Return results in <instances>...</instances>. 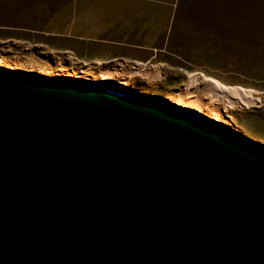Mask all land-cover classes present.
<instances>
[{"label": "water", "instance_id": "water-1", "mask_svg": "<svg viewBox=\"0 0 264 264\" xmlns=\"http://www.w3.org/2000/svg\"><path fill=\"white\" fill-rule=\"evenodd\" d=\"M102 89L0 73V264H264V145Z\"/></svg>", "mask_w": 264, "mask_h": 264}, {"label": "rangeland", "instance_id": "rangeland-1", "mask_svg": "<svg viewBox=\"0 0 264 264\" xmlns=\"http://www.w3.org/2000/svg\"><path fill=\"white\" fill-rule=\"evenodd\" d=\"M171 1L4 0L16 7L6 8L0 22V59L16 69L0 68V73L15 72L13 78L41 84L84 75L78 83L116 97L158 102L191 119L200 115L192 106H175L178 93L196 76L192 87L202 89L205 107L212 110L220 97L205 82L217 81L253 94L247 105L222 102L220 112L232 120L228 136H236L234 128L264 144V0L184 1L170 33ZM166 34L187 46L163 48L151 58L145 48L117 43ZM177 51L193 61L170 54Z\"/></svg>", "mask_w": 264, "mask_h": 264}, {"label": "bare ground", "instance_id": "bare-ground-1", "mask_svg": "<svg viewBox=\"0 0 264 264\" xmlns=\"http://www.w3.org/2000/svg\"><path fill=\"white\" fill-rule=\"evenodd\" d=\"M0 68H3L5 70L6 69L12 70V71H14L16 69L15 66L2 61L1 59H0ZM11 74H15V72L10 73V76H13ZM66 77H72V78L74 77L75 81H50V82H46V83L47 84H53V85L62 84L64 86H67L70 88H80V89L81 88H90L88 85H83V84L78 83V81H80L79 79L87 78L84 75L69 74V76H66ZM103 77H105V76H103ZM196 78H197L196 76H192L189 80V83L185 87V89L182 92L178 93V95L176 97L177 99H175V101H174L175 106H177L179 109L192 106L196 110V112L200 115L199 118H196L198 120H196V119H193V120L200 122L201 127H203L204 129L207 128V130H209L215 134H219V135L222 134L224 136L225 135L228 136L229 132L227 129H228V126L231 125L232 120L229 117L223 116L222 113L220 112V108L223 105L222 102L227 99L229 104L247 105L248 102H251L249 100H253V94L250 91L248 92V91H245L243 89L241 90V89L235 88V87H227V86L222 85L220 82L212 81V80L208 79V80H206L205 84H207V86L213 91V93H215V95H218L220 97L219 102H217L215 104L214 109L211 108L212 110H208L205 107V105L208 102L207 97L201 91L202 89L199 90V89H196L197 87L196 88L192 87V83H193V81L196 80ZM28 80H30V79H28ZM123 84H125V82H123ZM95 88H97V87H95ZM108 92H110V91H108ZM192 98H194L195 100H192ZM212 104H214V103H212ZM151 105H152V107H156L157 109H159L160 111L165 113L168 117H171L175 120L191 122V119H188L187 117H185L181 113H179L180 110H178V111L177 110L171 111L169 109L167 110L166 108L162 107V105L158 102H155ZM193 120H192V122H193ZM240 132L241 131L236 132L237 133L236 136H232V137L233 138L234 137L241 138ZM248 138H250V137H248ZM250 139H252V138H250ZM255 142L260 143L259 141H255ZM260 144H262V143H260Z\"/></svg>", "mask_w": 264, "mask_h": 264}, {"label": "crops", "instance_id": "crops-1", "mask_svg": "<svg viewBox=\"0 0 264 264\" xmlns=\"http://www.w3.org/2000/svg\"><path fill=\"white\" fill-rule=\"evenodd\" d=\"M187 2V0H172L171 4L174 5L175 9L173 11L172 14V21L171 23V27L169 26V31L173 29V21L175 19L176 16V12H178V10H182L181 7L183 6V2ZM181 13V12H180ZM179 15V14H178ZM171 33V32H170ZM127 37V36H126ZM126 37H123L124 40L126 41ZM175 38V37H174ZM173 36H171L170 34H166L165 37L161 38V39H151V41H148L149 38H143L141 39L139 42H124L122 41H117V43L123 44V45H134V46H139L141 48H145L146 50H148L149 53V57H156L158 55H161L159 53L164 52L165 50L163 48H167V47H173V46H180V47H185L187 46L186 43H178L175 44L172 42V39H174ZM180 38H185L184 36H180ZM128 39V38H127ZM156 48H160V49H156ZM159 52V53H158ZM171 55H175L177 57L180 58V61L182 62H187V61H193L192 58H186V53L185 52H170ZM142 61H148V59H141Z\"/></svg>", "mask_w": 264, "mask_h": 264}, {"label": "trees", "instance_id": "trees-1", "mask_svg": "<svg viewBox=\"0 0 264 264\" xmlns=\"http://www.w3.org/2000/svg\"><path fill=\"white\" fill-rule=\"evenodd\" d=\"M11 4H13V3H4V0H0V22H2L3 15L7 12L6 8H8L9 11L12 10V9H10ZM0 25H3V24L0 23Z\"/></svg>", "mask_w": 264, "mask_h": 264}]
</instances>
